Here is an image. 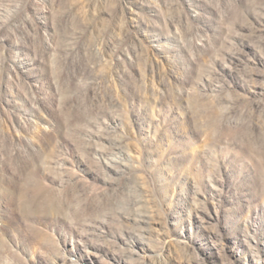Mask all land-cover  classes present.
Here are the masks:
<instances>
[{"label": "rangeland", "instance_id": "obj_1", "mask_svg": "<svg viewBox=\"0 0 264 264\" xmlns=\"http://www.w3.org/2000/svg\"><path fill=\"white\" fill-rule=\"evenodd\" d=\"M0 264H264V0H0Z\"/></svg>", "mask_w": 264, "mask_h": 264}, {"label": "bare ground", "instance_id": "obj_2", "mask_svg": "<svg viewBox=\"0 0 264 264\" xmlns=\"http://www.w3.org/2000/svg\"><path fill=\"white\" fill-rule=\"evenodd\" d=\"M118 148H121L120 146ZM120 150H118L117 152H119ZM115 152V151H114ZM116 154V153H115ZM112 156V155H111Z\"/></svg>", "mask_w": 264, "mask_h": 264}]
</instances>
